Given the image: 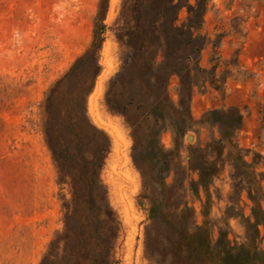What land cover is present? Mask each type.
Returning <instances> with one entry per match:
<instances>
[{
	"label": "rangeland",
	"instance_id": "rangeland-1",
	"mask_svg": "<svg viewBox=\"0 0 264 264\" xmlns=\"http://www.w3.org/2000/svg\"><path fill=\"white\" fill-rule=\"evenodd\" d=\"M101 2L0 0V264H40L64 229V206L72 193L44 138L43 102L49 88L88 48L98 25H105L101 70L86 105L90 120L111 140L101 179L121 223L114 256L117 264H157L145 252L150 204L143 197L142 178L132 162L130 129L125 117L105 103L109 80L133 53L125 33L135 41L136 34L130 32L134 0H107L103 8ZM187 15L184 6L177 23H183ZM202 32L210 43L201 51L200 64L208 70L215 67L218 82L193 89L187 130L180 136L167 127L160 134V144L173 153L172 165L180 160L187 165L191 147H204L218 137L216 126L202 123L206 113L237 107L243 127L235 140L250 151L248 161L254 157L259 162L264 189V0H209ZM150 58L149 53L143 55L144 60ZM167 89L177 103V75L169 78ZM135 111L130 105L129 118H135ZM231 174L226 165L209 187L213 220L225 219L230 198L237 203L234 213L250 214L245 192L239 199L233 193ZM199 194L205 201L202 188ZM188 199L201 224V201L190 191ZM227 221L230 239L245 241L241 218L232 216ZM260 247L264 249V241Z\"/></svg>",
	"mask_w": 264,
	"mask_h": 264
},
{
	"label": "trees",
	"instance_id": "trees-1",
	"mask_svg": "<svg viewBox=\"0 0 264 264\" xmlns=\"http://www.w3.org/2000/svg\"><path fill=\"white\" fill-rule=\"evenodd\" d=\"M106 2L102 0L101 8ZM208 2L134 0L130 32L136 34L135 41L125 33L133 53L109 80L105 103L125 117L133 140L132 162L142 178L143 197L150 204L146 255L157 264H264V249L260 247L264 241L263 174L257 171L259 162L254 157L247 160L250 151L235 140L243 127L239 109L231 106L206 113L202 123L216 126L218 137H212L204 147H191L187 165L181 160L172 165L173 153L159 140L167 127L181 136L192 120L193 89L218 82L215 67L208 70L200 64L201 51L210 43L202 32ZM184 6L188 15L178 24V12ZM104 28L96 26L88 48L49 88L43 102L44 138L72 198L64 206V229L40 264H117L114 247L121 223L101 179L111 140L90 120L86 105L101 70ZM146 53L151 58L144 60ZM174 74L179 77L177 103L167 89ZM130 105L136 110L133 119L128 114ZM226 165L231 167L233 193L239 199L245 192L251 202L250 214L234 213L237 203L230 198L225 219L213 220L209 187ZM201 188L206 193L203 202ZM189 191L201 201V224L196 221ZM232 216H239L245 227L243 242L229 237L227 219Z\"/></svg>",
	"mask_w": 264,
	"mask_h": 264
},
{
	"label": "water",
	"instance_id": "water-1",
	"mask_svg": "<svg viewBox=\"0 0 264 264\" xmlns=\"http://www.w3.org/2000/svg\"><path fill=\"white\" fill-rule=\"evenodd\" d=\"M188 138L190 139L191 137L189 136Z\"/></svg>",
	"mask_w": 264,
	"mask_h": 264
},
{
	"label": "bare ground",
	"instance_id": "bare-ground-1",
	"mask_svg": "<svg viewBox=\"0 0 264 264\" xmlns=\"http://www.w3.org/2000/svg\"><path fill=\"white\" fill-rule=\"evenodd\" d=\"M91 103V102H90ZM98 118V117H97ZM99 119V118H98ZM113 131V130H112Z\"/></svg>",
	"mask_w": 264,
	"mask_h": 264
}]
</instances>
